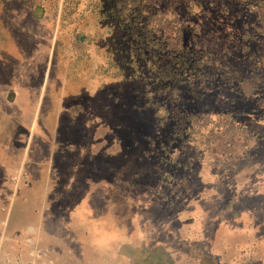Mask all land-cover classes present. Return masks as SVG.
Wrapping results in <instances>:
<instances>
[{"label":"rangeland","instance_id":"374dc122","mask_svg":"<svg viewBox=\"0 0 264 264\" xmlns=\"http://www.w3.org/2000/svg\"><path fill=\"white\" fill-rule=\"evenodd\" d=\"M109 5L107 0H0V117L22 111V125L27 130L22 135L18 132L20 147L25 139L22 149L28 151L35 131L41 136L37 144L43 157L51 134L56 137L57 129L63 127L60 140L53 141L60 152L67 153L63 162L64 155L56 156L55 161L65 180L58 200L63 218L55 212L56 218L47 226L59 239L62 233L74 237L91 234L84 229L90 227L85 209H94L100 217L105 213L104 204L110 216L99 222L96 232L100 228L105 229V237H109L106 230L117 234L118 263L209 264L204 254L210 252V237L215 230L222 231V224L238 228L241 215L233 218V214L247 213L243 217L250 224L264 222V39L255 36L249 39L250 45L234 36L227 39L228 49L238 46L239 53L229 52L232 61L224 63H231L230 70L238 74H211L213 60L207 63L201 55H197L200 59L194 72L169 75L161 68L157 73L156 67H143L142 62L126 64L130 57L116 47L118 23L106 11ZM160 18L162 25L166 18ZM211 28L202 29L208 33L207 39ZM110 43L113 47L107 52ZM202 63L206 66L199 68ZM157 75L160 80L169 75L177 86L160 89L153 83ZM234 78H241L245 98L239 103L232 97L230 108L226 99L232 95L229 89ZM47 83V91L52 88L61 106L58 112L46 115L56 121L45 128L40 126L44 121L41 109L34 130L29 126L35 114L32 108L41 100ZM56 87L59 91H54ZM253 99L263 103L261 113ZM230 109L235 111L233 115L228 114ZM8 132L6 129L0 136L5 142L10 140ZM13 144L19 146V142ZM115 149L119 157L111 158V163L129 180L124 182L118 176L115 186L112 183L105 189L107 201L102 200L99 186L90 195L88 183L81 200L83 165L91 173L94 167L102 170L104 163L98 153L109 160L108 154ZM83 150L85 158L79 156ZM210 150L232 153L222 159L207 154ZM226 163L234 165L233 171L244 169L221 177ZM162 181L166 182L163 186ZM233 197L237 200L231 203ZM170 227L181 236L162 242L156 240L161 237L157 234L152 239V233L161 230L165 234ZM259 229L258 235L264 236V225ZM93 237L85 243L92 246ZM189 237L194 240L188 242ZM147 252L152 256L147 257ZM256 255L261 253L232 264H264ZM211 262L225 264L215 257Z\"/></svg>","mask_w":264,"mask_h":264},{"label":"flooded vegetation","instance_id":"af4514ba","mask_svg":"<svg viewBox=\"0 0 264 264\" xmlns=\"http://www.w3.org/2000/svg\"><path fill=\"white\" fill-rule=\"evenodd\" d=\"M49 85L51 88V83ZM47 86L48 83L45 85L38 110V115H40L41 109L42 114L44 113V118L42 119L44 121H41L40 125L44 128L45 125L49 124L46 123V115L52 111L53 113L58 112L59 105L61 106L60 103H57L58 99L56 95H53L52 88L47 91ZM57 90V87L54 88V91ZM239 91L240 93L234 95V99H237L240 103V100L244 99L245 95L242 87ZM256 101L257 100L253 99L252 104H255ZM226 102L229 104L230 108H232L231 106L234 102L232 96L228 95ZM257 103V112L261 113L263 103L260 100L257 101ZM17 111L9 112V114L7 112L0 117V136L6 129H8L10 137L8 143L0 137V148L3 147L0 152L7 151L6 155L0 153V264H132V261L128 259H126L128 261H125L124 263H118L119 261L117 259L118 257L115 248L117 240L116 233L106 230L109 232H107L109 237H105V229L99 228L96 232V227L99 222L102 223L104 220L106 222L110 216V212L107 211L109 207L106 209L104 204L102 211L105 213L100 217L94 212V209L90 211L85 209L86 222L88 225L90 224V227L84 226V229L85 232H89L88 230H90L91 234L86 233L85 235V233L82 232L78 237H74L72 233H62L59 239L57 234L51 232L47 227L48 223L56 218L55 212L63 218V215L58 213L61 208L58 200L63 191L62 181L65 182V180H62L63 174L61 170L55 167V161L57 158L56 156L64 155L62 157L63 162L67 153L64 154L60 152L61 150H59V147L53 144L55 139L60 140L58 134L63 127L57 129L56 137H54L53 133L51 134V140L46 147L47 155L44 157L40 155L39 144H37L38 138L40 140L41 136L36 135L35 131H33L29 141L28 151L24 160L21 161L22 148L25 139L23 140L21 148L20 144H22V139L20 138V135H22L23 130H27V128L23 126L24 123H22V111L19 109ZM27 113L28 116H30V111ZM216 113L218 114L219 112ZM234 113L235 111L230 109L228 114L233 115ZM208 118H210V116ZM61 119L63 121V118ZM36 123L34 130L36 129ZM5 124L7 125L6 127L4 126ZM18 132H20V135H18ZM27 133L25 137L28 136ZM14 142H19V146H15L13 144ZM227 144L229 145V142L226 143V145ZM231 151L225 150L223 152L212 153V150H210V152H206L210 156H223L222 159H224L228 158V154L232 153ZM117 154L118 152L115 149V152L108 154L110 156L108 160L107 155V158L103 159L101 157H103L104 154L98 153V155H100L101 164L104 163V165L102 164L104 166L102 170L101 167L98 169L94 167L92 168L93 170L91 173L90 171L85 170L88 165H83L84 174H82V177L85 181H82L83 189L80 194L81 200L85 198L82 194H84V187L89 186L88 183H91L92 187L90 189L91 192L89 191L90 195L94 193L93 190L96 186H99L103 189L101 195L102 200L107 201V195L109 194L105 193V189L109 188L112 183L115 186L118 176L122 181L129 180L128 177L123 174V170L119 166L111 163V158L119 157ZM123 160L126 162L127 158ZM233 169L234 165L226 163V166L222 167L221 172L223 174L220 176L227 178L230 171L237 174L243 171L244 168H240V170L237 169V171H233ZM165 183L162 181V186L165 185ZM99 192L101 193V189ZM89 198L87 199L88 203H90ZM236 200L237 199L233 197L231 203ZM82 203L85 204L84 202ZM146 209L147 208H145V210ZM142 215L147 218L144 211ZM141 224L144 225L145 220H142ZM108 229L111 228L109 227ZM65 230L68 231L67 228ZM100 230L102 232H100ZM168 230L165 234L161 230L158 231V233L155 231L152 233L151 237L153 239L154 237H157V234H160L161 237L156 240L165 242L166 240H174L181 236V233L178 234L177 231L171 227ZM87 235L88 237L90 235L94 236L92 246L85 243L86 239L89 240L88 237H85ZM186 240L192 242L194 238L189 237ZM71 242H73V244H69ZM123 243H125V241ZM113 245L114 248H112ZM108 251H110L109 254L107 253ZM164 251L166 254V250ZM204 255L209 260V264H214V262H211L213 258L209 253ZM151 256L150 252L149 254L147 252V257ZM172 257H174L173 254Z\"/></svg>","mask_w":264,"mask_h":264},{"label":"trees","instance_id":"16d2710c","mask_svg":"<svg viewBox=\"0 0 264 264\" xmlns=\"http://www.w3.org/2000/svg\"><path fill=\"white\" fill-rule=\"evenodd\" d=\"M107 1L110 5L106 11L114 14L118 23L116 47L130 57L129 60L125 59L126 64L131 61L142 62L143 67H156L157 73L161 68L166 69L169 75L185 70L188 73L194 72L198 70L195 63L200 59L197 55H201L202 59L206 58L207 63L213 60L212 69L209 70L211 74H238L235 69L230 70L231 63H224L226 60L232 61V57L228 56L238 50V46L229 50L227 39L233 36L240 41L244 39L245 45H250L249 39L255 36L264 39V0ZM126 8L128 13L124 12ZM160 15L166 18L162 19V25L158 21L161 19ZM223 24L227 25L226 29L222 27ZM208 25L212 27L209 39L208 33L202 31ZM112 47L113 44L110 43L105 49L109 52ZM236 53L238 55L239 52ZM125 55L123 57L126 58ZM205 66L202 63L199 68ZM157 73L151 72L154 75ZM169 75H165L164 80L158 79L157 75V81L153 83L164 91L174 90L173 87L177 84L170 80ZM231 81L229 90L234 97L240 93L242 80L234 78ZM146 87L148 89L147 82Z\"/></svg>","mask_w":264,"mask_h":264},{"label":"crops","instance_id":"0c3cea01","mask_svg":"<svg viewBox=\"0 0 264 264\" xmlns=\"http://www.w3.org/2000/svg\"><path fill=\"white\" fill-rule=\"evenodd\" d=\"M40 105V99L39 102H36L35 107L32 108L35 114L32 115L29 126L32 128L35 126V120L39 118L40 115H38V108ZM55 109V107H54ZM50 112V114H52ZM55 113V112H54ZM46 123H55L56 118H46ZM52 131V129H51ZM52 133V132H50ZM8 142V141H7ZM79 154L80 157L87 156L86 151H80ZM27 153V149L25 148L24 151H22L21 161L24 160L25 155ZM6 155V154H5ZM244 214H247L245 212H242ZM244 214H233V218L236 217V215H241V218H237L239 222L238 228L227 226V225H221L220 231H214L213 235L210 237V252L209 255L212 258H216L217 262L219 263H225V264H232L234 260L242 261L246 260L248 256L253 255L256 253H261V255H256L260 260L264 261V236L258 235L259 228L264 222H251V224L247 221L245 222L244 217L246 216ZM247 236V239L242 240V236ZM195 238L198 237V235L194 236ZM192 238V237H191ZM214 256V257H213Z\"/></svg>","mask_w":264,"mask_h":264},{"label":"water","instance_id":"95a60500","mask_svg":"<svg viewBox=\"0 0 264 264\" xmlns=\"http://www.w3.org/2000/svg\"><path fill=\"white\" fill-rule=\"evenodd\" d=\"M35 121V119H33Z\"/></svg>","mask_w":264,"mask_h":264}]
</instances>
